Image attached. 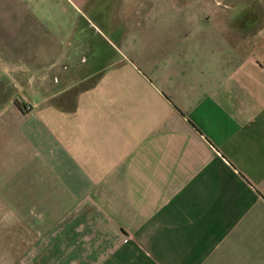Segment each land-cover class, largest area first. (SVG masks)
<instances>
[{
  "label": "crops",
  "instance_id": "0c3cea01",
  "mask_svg": "<svg viewBox=\"0 0 264 264\" xmlns=\"http://www.w3.org/2000/svg\"><path fill=\"white\" fill-rule=\"evenodd\" d=\"M0 264H264V0H0Z\"/></svg>",
  "mask_w": 264,
  "mask_h": 264
}]
</instances>
